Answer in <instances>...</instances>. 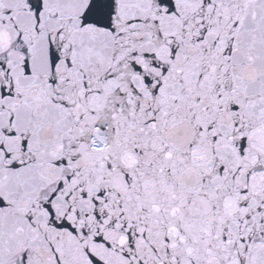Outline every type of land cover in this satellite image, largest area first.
<instances>
[{
	"label": "snow or ice",
	"instance_id": "6c2138e0",
	"mask_svg": "<svg viewBox=\"0 0 264 264\" xmlns=\"http://www.w3.org/2000/svg\"><path fill=\"white\" fill-rule=\"evenodd\" d=\"M0 264H264V0H0Z\"/></svg>",
	"mask_w": 264,
	"mask_h": 264
}]
</instances>
